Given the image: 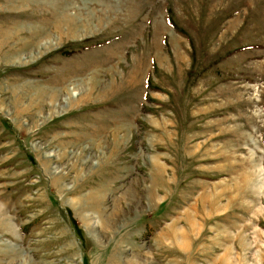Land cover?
Segmentation results:
<instances>
[{
    "label": "rangeland",
    "instance_id": "rangeland-1",
    "mask_svg": "<svg viewBox=\"0 0 264 264\" xmlns=\"http://www.w3.org/2000/svg\"><path fill=\"white\" fill-rule=\"evenodd\" d=\"M0 25V264H264V0H0Z\"/></svg>",
    "mask_w": 264,
    "mask_h": 264
},
{
    "label": "bare ground",
    "instance_id": "bare-ground-1",
    "mask_svg": "<svg viewBox=\"0 0 264 264\" xmlns=\"http://www.w3.org/2000/svg\"><path fill=\"white\" fill-rule=\"evenodd\" d=\"M58 8V7H57ZM63 15H65V14H63ZM63 17H65V16H63ZM60 19V18H59ZM64 20H66V22L68 21V18L67 17H65V19H63V21ZM69 21H72V20H69ZM78 21V20H77ZM58 23V22H57ZM73 24H74V21L72 22ZM63 24H64V22H63ZM58 25V24H57ZM61 25V24H60ZM61 27H62V25H61ZM65 27H67V26H65ZM64 28V27H63ZM60 29V28H59ZM67 29V28H66ZM65 29V30H66ZM90 29H91V27H90ZM13 31V30H12ZM69 31V30H68ZM76 31V30H75ZM16 32V31H15ZM42 32V31H41ZM40 32V33H41ZM60 32V31H59ZM67 32V31H66ZM76 32H78V31H76ZM91 32V31H90ZM39 33V34H40ZM45 34V33H44ZM43 34V35H44ZM66 34V33H65ZM48 35H49V33H48ZM62 35V34H61ZM72 35L73 36H75L76 35V33L74 32V30H73V32H72ZM41 36V35H40ZM65 36V35H64ZM11 37V36H10ZM39 37V36H38ZM37 37V38H38ZM70 37H71V35H70ZM41 41H43V40H41ZM56 43L55 42H53V41H51V40H48V41H45V43L44 42H41V44L39 45V47H38V50L39 51H41L40 53H42V50H48V49H53L54 47H56ZM27 48V47H26ZM32 48V47H31ZM25 51H26V49H24ZM24 50H23V52H24ZM20 53H22V52H20ZM39 53V54H40ZM11 55V54H10ZM30 55V54H29ZM25 53H23L22 55H21V57H22V59H24L25 57ZM34 56V55H33ZM17 57V56H16ZM20 56H18L17 58H15L13 55H11L10 56V58H9V60H12V62H14L15 60H17L18 58H19ZM7 58V57H6ZM34 58V57H33ZM35 58H36V56H35ZM32 59V58H31ZM28 60V59H27ZM27 60H26V62H27ZM16 62V61H15ZM19 62V61H18ZM21 62H23V61H21ZM110 66V65H109ZM95 72V71H94ZM98 71H96L95 72V74L97 73ZM97 75V74H96ZM95 77V76H94ZM96 79V78H95ZM99 81H96L94 84V87H92V88H90V91L91 92H93V91H95L94 89H96V88H98L97 87V83H98ZM88 88H89V86H88ZM47 90H48V88H47ZM62 90V89H61ZM60 90V91H61ZM35 91H38V89L37 90H35ZM49 91V90H48ZM53 91V90H52ZM66 91V90H65ZM44 92H47V91H44ZM51 92V91H50ZM50 92H49V94H50ZM86 92V91H85ZM53 93V92H52ZM56 93H57V90H56ZM54 94V93H53ZM51 95V102H50V105H53V109L55 110V109H57V107L59 106V105H61L59 102H58V100H59V98H58V95ZM59 94V93H58ZM39 95H40V93H39ZM41 95H43L42 93H41ZM81 95V92H80V90L77 88V86H73V88L72 87H70L69 88V96H68V98H66L65 99V101H69L70 102V100H75L76 98H78L79 96ZM87 96V95H86ZM89 96V95H88ZM46 97V96H45ZM45 97H43V98H45ZM48 97V96H47ZM90 97V96H89ZM40 99V98H39ZM42 100H44V99H42ZM41 101V100H40ZM49 101V100H48ZM45 102V101H44ZM58 102V103H57ZM67 102H64V103H67ZM74 102V101H73ZM42 110V109H41ZM53 110V111H54ZM36 117V116H35ZM42 117V116H41Z\"/></svg>",
    "mask_w": 264,
    "mask_h": 264
},
{
    "label": "crops",
    "instance_id": "crops-1",
    "mask_svg": "<svg viewBox=\"0 0 264 264\" xmlns=\"http://www.w3.org/2000/svg\"><path fill=\"white\" fill-rule=\"evenodd\" d=\"M0 29L4 30L5 28H2L1 25H0ZM2 30H1V31H2Z\"/></svg>",
    "mask_w": 264,
    "mask_h": 264
}]
</instances>
